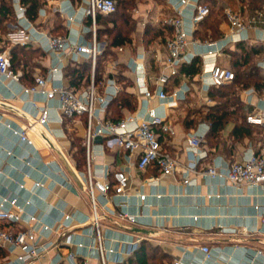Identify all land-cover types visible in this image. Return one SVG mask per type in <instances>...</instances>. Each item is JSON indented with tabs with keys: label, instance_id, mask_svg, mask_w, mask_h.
Here are the masks:
<instances>
[{
	"label": "crops",
	"instance_id": "crops-1",
	"mask_svg": "<svg viewBox=\"0 0 264 264\" xmlns=\"http://www.w3.org/2000/svg\"><path fill=\"white\" fill-rule=\"evenodd\" d=\"M56 1L68 9H71V5H75L72 0ZM84 1L86 0L80 3ZM169 1L164 0L163 7L173 14ZM229 1L231 0H221L220 4L225 8L230 6L227 4ZM14 2L15 0H13L14 18L6 20L0 27V50L6 47L10 50L19 47L35 48L43 52L41 57L26 58L20 65L13 67L22 72V84L32 85L36 75L47 76L54 55L43 46L22 45L15 42L14 39L17 37L15 33L21 26ZM44 2L39 8L37 20L33 21L39 30L52 35L65 36L73 42H90V23L86 17L79 13L75 21H68L66 15L46 6V0ZM230 4L241 11L246 22L260 11H264V9L256 8L255 11L247 14L249 10L247 3L233 0ZM261 5H264V1ZM159 7L161 6L156 0L139 1L137 9L141 11L142 17L145 16L144 25H139L138 31L133 32L131 43L113 47L111 57L104 61L100 72L101 79L98 82L100 90H103L106 79L114 76L122 86L128 84L127 91L133 95L135 104L134 109L128 107L118 109L112 106L106 112V118L119 121L130 115L147 117V109L156 108L175 128L174 134L164 133L159 129L158 133L163 148L179 159L180 169H184L192 161L187 151L188 136L192 131L205 134L202 148L207 151V156L198 160V168L213 164L226 167L233 161L243 159L253 150L264 151V125L250 124L253 133L239 137L233 134L236 121L231 120L226 123L218 137L209 139L210 122L198 119L194 114H191L188 119H197V121L189 124L185 122L191 109L187 104L193 97H197L198 102L205 106L215 102L208 95L212 87L205 89L206 86L199 79L203 61L201 54L219 46L222 48V54L208 58L210 61L233 69L235 61L233 54L239 43L242 42L247 47L264 46V18L263 22L251 25L247 30L232 36L230 24L224 15L219 25L218 37L201 39L193 35L186 55L191 58V61L195 57L201 59L200 72L193 79L181 75L177 84L168 87V92H171L174 86L181 83H189L191 86L183 99L171 105L169 100L162 101L158 98L148 100L143 91L144 84L152 90L157 88L155 79L162 71L158 59L167 55L166 39L159 37L149 43L144 40L147 24L162 28L165 24L170 25L167 19L160 18ZM188 13L190 14V11ZM241 36L242 40H233ZM100 41L107 45L106 40ZM263 60L264 50L257 55V66L264 73V68L260 65ZM66 62L74 63L69 61V57ZM140 62L145 66L146 82H144V73L140 65L139 67L136 65ZM85 63L91 64L87 58L81 57L78 64ZM91 72L90 65L87 83L76 90L86 88L90 83ZM53 85L71 87L70 79L64 69L56 73L48 84L50 87ZM16 94L18 96L15 98L0 102V198L17 196L22 203L30 199L31 204H26L25 208L45 222L53 223L58 219L63 220L66 214L70 215V222L75 226L70 228L68 234L76 242L83 243V246L79 247L75 244L63 243V238L54 234L40 236V243L56 240L59 243L51 248L40 261H34L31 264H69L65 254L70 250L77 254L81 262L100 264L93 225L78 224V221L91 214L90 202L83 189L85 152L84 158L79 157L77 153L80 144L84 146L87 119L85 116L66 117L61 121L58 99L47 100L46 96L39 92L23 96L18 82L0 76V97L10 98ZM239 95L244 105L245 116L249 112L264 107V90L259 91L254 86H249L240 90ZM207 97L212 99L211 103L207 102ZM33 100H36L39 105L47 104L50 107L51 119L45 128V136L29 131L34 141L33 144H29L20 140L19 134L15 133L8 124L17 129L26 126L36 114V108L32 105ZM102 137V141L94 140L93 142L95 175L112 183L115 182L114 172L117 170L126 171L130 177L129 188L124 195H116L114 190H111L107 197L97 193L98 213L108 246L121 249L123 247L121 239L135 240L142 237V241L146 240L159 247L170 258L171 264L175 262L179 264H264V230L256 207L257 205L264 207V183L235 186L222 177L195 176L193 173L190 174L191 181L184 183L182 169L169 176H160V170L155 165L140 170L136 165L138 154L130 156L129 151L120 144H107L108 136ZM8 149L13 151L12 155L7 154ZM153 177L156 179H151ZM37 180H40L42 185L36 187ZM140 192L146 194L144 200L138 195ZM123 212L136 215L137 221L131 223L123 219L121 217ZM1 223L14 230L28 226L26 222L9 224L2 221ZM235 229L238 230L236 234L233 233ZM259 229L261 232H257ZM205 244L211 248L212 255L208 259L201 250V246ZM0 251L3 252L0 253V264L15 260L20 254V250L11 252L4 247H0ZM61 255L62 260L59 258ZM129 256L120 254V261L116 262L115 256L111 254L109 264H119ZM17 264H19L18 261Z\"/></svg>",
	"mask_w": 264,
	"mask_h": 264
},
{
	"label": "built area",
	"instance_id": "built-area-1",
	"mask_svg": "<svg viewBox=\"0 0 264 264\" xmlns=\"http://www.w3.org/2000/svg\"><path fill=\"white\" fill-rule=\"evenodd\" d=\"M169 2L173 14L167 20V23L172 26L173 30L171 35L166 39L167 55L158 59L162 66V71L155 79L157 88L152 90L144 84L143 91L145 98L148 100L155 98L162 101L169 100L171 105H175L177 100L183 99L186 93L190 91L191 86L189 83H181L174 86L171 92L167 91L166 86L171 78L179 74L180 66L184 62L191 61V58L186 55V50L191 43L194 32L209 15L210 8L208 5L203 4L201 0H170ZM14 5L21 26L15 33L17 36L14 39L15 42L22 45L36 44L43 46L46 50L53 53V63L48 68L47 76L36 75L34 84L24 85L21 83L22 72L13 68L11 50L9 47H6L0 50V76L18 82L23 96L39 92L43 93L47 100L58 99L61 110V121L66 117H86L87 126L83 143L85 148L83 169L85 180L83 181V189L90 202L91 214L78 221V224L91 223L93 225L100 264H109V255L111 254L115 256L116 262L120 261V254L132 255L139 247L143 238L138 237L135 240L121 239L120 242L123 244L121 249L108 246L105 242L106 238L98 213L97 193L107 197L110 191L114 190L116 195H124L129 188L130 177L126 171L117 170L114 172L115 182L112 183L95 175L93 172V142L97 136H108L107 144H120V146L129 151L130 156L138 154L136 165L140 170H145L149 166L155 165L160 170V176H169L174 175L182 169L184 183L191 181V173L195 176L222 177L235 186L264 183V151L255 152L253 150L243 157V159L233 161L226 167H223L221 164H213L208 167L198 168V160L207 156V151L202 148L205 134L200 131H192L188 136L187 145V151L192 161L184 169H180L179 159L163 148L158 133L159 129L164 133L174 134L175 128L156 108H148L147 117L130 115L119 121L106 118L110 102L120 93L122 87L114 76L106 79L102 91L98 86L96 66L106 45L98 39L96 19L99 13L109 15L116 12L117 2L115 0H86L77 5H71V9L66 8V6H63L56 0H46V6L55 11L62 12L67 16L68 21H75L79 13L84 18L90 19V42H73L65 36L43 32L29 18L26 5L20 0H15ZM188 11H190V14ZM224 15L230 24L231 35L234 36L247 30L251 25L263 22L264 11H260L256 16H253L249 22L245 21L240 10L232 6L224 8ZM242 39V36L237 39L233 38L234 41ZM221 54L222 48L219 46L209 49L207 53L201 54L203 61L199 79L206 86L205 89L213 86H222L235 79V72L232 68L218 64L215 61H210L208 58ZM67 57H69V61L74 63H79L81 57H85L91 62L90 83L85 89L76 90L63 85L48 86L56 73L63 71L67 64ZM136 65L138 67L140 65L144 73V82H146L144 64L140 62L136 63ZM260 65L264 68V60ZM182 76L186 75L182 74ZM16 96L18 94L10 98L1 96L0 102H5L6 99H12ZM206 100L208 103L212 102L210 97H207ZM32 105L36 108V114L29 120L26 126L17 129L8 124L15 133L19 134L20 140L26 141L29 144L34 143L29 135V131L37 132L43 136L45 128L51 119L50 107L47 104L39 105L36 100H33ZM246 120L250 124L264 125V107L249 112ZM6 152L8 155L13 154V151L9 149ZM151 179L156 178L153 177ZM40 185H42V182L37 180L35 186L38 187ZM138 195L143 200L146 198L145 193L140 192ZM26 204H31V200L27 199L22 203L17 196H2L0 198V247L7 248L11 252L20 250V254L15 260H8L2 264H17V261L19 264H31L34 261H40L51 248L57 246L59 243L57 240L40 243V236L54 234L59 238H63L62 242L65 244L83 246L82 242H76L68 234L70 228L75 226L70 222V215L66 214L63 220L58 219L53 223L45 222L36 214L30 213L25 208ZM256 207L264 230V207H260L259 205ZM121 217L131 223L137 221V216L128 212H123ZM2 221L9 224L26 222L28 226L27 228L14 230L3 226ZM257 232H261V229L257 230ZM233 233H238V230H233ZM201 250L205 254L206 259L211 257L212 253L209 245H202ZM258 252L262 251L258 250ZM65 257L69 260V264H89L87 261H79L77 254L72 250L65 254ZM59 258L62 260L63 256L61 255ZM174 264H179V262H175Z\"/></svg>",
	"mask_w": 264,
	"mask_h": 264
},
{
	"label": "trees",
	"instance_id": "trees-1",
	"mask_svg": "<svg viewBox=\"0 0 264 264\" xmlns=\"http://www.w3.org/2000/svg\"><path fill=\"white\" fill-rule=\"evenodd\" d=\"M27 6V14L29 18L36 21L38 18L39 8L45 3L44 0H20ZM75 5L79 4L82 0H72ZM117 2L116 12L104 15L97 14V26H98V39L106 40L107 45L104 52L98 59L96 71L97 82L101 79V70L104 61L108 60L111 56V49L113 47H119L127 45L133 40V27L134 17L131 15V9L135 8L140 0H115ZM233 1V0H231ZM229 1V2H231ZM247 3L250 11L255 9H264V5L261 3L264 0H239ZM203 4H206L210 8L209 15L201 22L199 28L194 32L196 38L205 39L208 37L216 38L220 35L219 25L224 17V7L220 4L221 0H201ZM14 18L13 13V0H0V27L3 22ZM91 24V20L88 19ZM101 25V27H100ZM172 26L165 24L162 27L147 24L144 32V40L151 42L157 38L167 39L166 36L172 33ZM1 41V36H0ZM264 50L263 45L246 46L244 43H239L237 49L234 51L233 56L235 61L233 64V70L235 72V79L222 86H213L209 90L208 95L214 99L212 105L205 106L204 109H190L189 114L185 118L186 124L194 123L197 119H188L191 114H194L198 119H203L210 122L211 128L208 133L209 139H214L219 136L221 130L225 127L226 123L234 120L236 126L233 130V134L236 136H245L253 133V128L250 123L247 122L246 116L243 111V102L240 99L239 91L249 86H254L257 90H264V73L257 66V55ZM12 65L17 67L26 58L32 59L33 57H41L43 52L35 48H19L14 47L11 50ZM91 65V64H90ZM90 65L67 63L64 67L65 73L70 79L71 88L78 89L81 85L87 83V74L89 72ZM201 68V59L195 57L191 62H184L179 68V74L171 78L168 87L178 83L182 74L194 78ZM120 79L122 78L120 74ZM120 83V82H119ZM128 85V84H127ZM127 85H121L122 89L120 93L110 102L108 110L114 106L115 108L128 107L134 109V97L127 91ZM113 120V119H111ZM85 148L80 144L78 148V155L84 158ZM83 161V159H80ZM81 163V162H80ZM0 253H3L0 251ZM119 264H171L170 258L160 250L159 247L144 240L139 247L130 255L125 261Z\"/></svg>",
	"mask_w": 264,
	"mask_h": 264
},
{
	"label": "rangeland",
	"instance_id": "rangeland-1",
	"mask_svg": "<svg viewBox=\"0 0 264 264\" xmlns=\"http://www.w3.org/2000/svg\"><path fill=\"white\" fill-rule=\"evenodd\" d=\"M140 1H143V0H140ZM157 1V3L161 6V7H159L160 9H161V11H159L160 12V18H163L164 20L165 19H169V18H171V16H172V14L169 12V10L168 9H166L165 10V8L163 7V3H164V0H156ZM231 2H229V3H227V4H229L230 6H235V5H233V4H230ZM237 5H239V3L237 4ZM164 8V9H163ZM130 13H131V15L132 16H137L135 19H134V25H131L130 27L133 29V31L135 32V31H138L137 30V28L139 27V25L140 26H142V24L144 23V21L143 20H145V16L144 17H142V15H141V11L139 10V9H137V5L135 6V8H133V9H131V11H130ZM248 13H250V9L248 10V12H247V14ZM142 22V23H141ZM169 24V23H168ZM144 25V24H143ZM144 28H145V26H144ZM134 33H132V35H133ZM191 109H199V108H201V109H204V110H206V108H205V105H202L200 102H198V98L197 97H193L191 100H189V102H188V104H187ZM192 106V107H191ZM187 110V109H186ZM196 116H197V114H196Z\"/></svg>",
	"mask_w": 264,
	"mask_h": 264
},
{
	"label": "water",
	"instance_id": "water-1",
	"mask_svg": "<svg viewBox=\"0 0 264 264\" xmlns=\"http://www.w3.org/2000/svg\"><path fill=\"white\" fill-rule=\"evenodd\" d=\"M102 139H103L102 136H97L94 140H95L96 142H100V141H102ZM142 231H145V230H142ZM145 232H146V231H145Z\"/></svg>",
	"mask_w": 264,
	"mask_h": 264
}]
</instances>
